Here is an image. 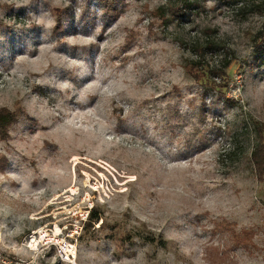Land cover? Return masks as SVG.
<instances>
[{
    "label": "rangeland",
    "instance_id": "374dc122",
    "mask_svg": "<svg viewBox=\"0 0 264 264\" xmlns=\"http://www.w3.org/2000/svg\"><path fill=\"white\" fill-rule=\"evenodd\" d=\"M82 1L0 0V108L27 111L0 141V264H264L250 154L264 122L263 0H117L105 28L94 0L93 22L81 19ZM57 7L65 28L53 32ZM159 7L168 23L148 30ZM207 39L225 48L206 50L211 67L234 63L201 116L183 64ZM95 207L105 227L81 236ZM205 212L249 227L258 247L230 250Z\"/></svg>",
    "mask_w": 264,
    "mask_h": 264
},
{
    "label": "trees",
    "instance_id": "16d2710c",
    "mask_svg": "<svg viewBox=\"0 0 264 264\" xmlns=\"http://www.w3.org/2000/svg\"><path fill=\"white\" fill-rule=\"evenodd\" d=\"M90 1L92 0H84L82 1V16L81 19L88 18L90 21L93 22V17H85L86 15L89 16L90 12ZM225 3L227 2H236L238 0H222ZM94 2L99 5L102 9V15L101 19L104 23V28L114 23L115 20L118 19V16L122 14V9L119 7V4L117 3V0H94ZM72 6L69 4L65 7V12L69 14V10L71 11ZM55 26L54 31L57 32L60 30H63L65 28V21L62 18V9L59 7L55 8ZM168 12H170V16L174 18V16H181V14H184L182 11V6L176 5V6H169ZM260 13L264 14V0L262 2V9L259 10ZM167 11L163 9V7H159L153 10H150L149 16H157L161 20L159 24H156L155 20L152 19L151 23L148 26V30H151V28L155 26H165L168 23V20L170 17H167ZM143 20V17H139V20L137 21L136 25L134 27L126 28L125 32H127L125 43L121 45L122 49L127 48L131 42H134L137 37L140 36L142 33L138 26L140 25L141 21ZM262 29L259 30L256 33V36L254 38V42L257 45V48L260 52L264 53V24H262ZM205 45L199 44L197 45V51L198 54L196 58H187V60L184 62V71L193 78V80L198 84H200L203 88V92L201 93V96H199V99L201 100L200 110L199 113L201 116L206 115L205 110H207L206 102L203 100L204 96H206L209 92H213L214 90H218L221 95H226L227 89L229 87L228 81H230L231 75L230 72L227 71L228 67H230L234 63V57H230L229 59L225 58L223 59L220 65H212L210 66L209 61H207L204 54L206 53V50L211 49H220L223 48L222 45H219L217 43H214L212 40H206ZM225 48H223L224 50ZM219 78V80H217ZM168 98V100H173L176 97L181 96V91H178L177 93H166L165 94ZM228 101H232L231 99H227ZM195 98H191L190 103L194 105ZM174 113V112H173ZM23 114H27V111L19 107L14 111V109H10L9 107L2 106L0 108V141H8L11 138L10 131L13 126L19 122V117ZM118 118L122 117L120 115H117ZM124 121V120H123ZM252 126L254 128L255 137L253 138L255 140L252 150L250 151L251 154V162L252 167L255 170L256 173V180L259 182L263 188H264V122L256 120L252 123ZM8 157L6 154H0V170L4 172ZM98 208H92L90 212L87 215V220L83 223V227L81 228V231H83L81 236H84L86 234H90L91 232L97 231V228H104L105 222L103 221L100 223L99 227H95L96 224L99 223L102 216L99 215L100 212H97ZM205 214L208 216V219L210 223L212 224V233L214 234H220L222 236H226L227 240H230L232 243H229L230 241H227V246L231 249L233 248H240L243 247L244 249H252L257 248L258 245L255 242V239H253L255 233L250 229L249 227L240 226L236 223V221H229L227 218H222L221 220L219 218L212 217L210 212H205ZM159 242H163L161 239H158Z\"/></svg>",
    "mask_w": 264,
    "mask_h": 264
}]
</instances>
